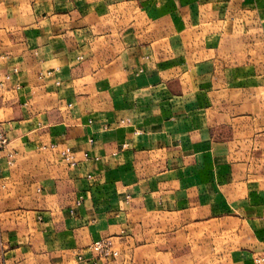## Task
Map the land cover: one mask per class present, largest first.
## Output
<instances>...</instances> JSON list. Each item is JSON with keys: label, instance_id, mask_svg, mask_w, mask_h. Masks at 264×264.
<instances>
[{"label": "crops", "instance_id": "crops-1", "mask_svg": "<svg viewBox=\"0 0 264 264\" xmlns=\"http://www.w3.org/2000/svg\"><path fill=\"white\" fill-rule=\"evenodd\" d=\"M183 23L244 37L264 0H0V264H106L94 241L122 251L162 216L262 220L264 157L230 137L251 117L220 121L169 78Z\"/></svg>", "mask_w": 264, "mask_h": 264}, {"label": "rangeland", "instance_id": "rangeland-1", "mask_svg": "<svg viewBox=\"0 0 264 264\" xmlns=\"http://www.w3.org/2000/svg\"><path fill=\"white\" fill-rule=\"evenodd\" d=\"M167 32L164 63L169 78L187 98L209 104L220 121L225 116L251 117L231 125L230 137L237 142L235 127L249 130L248 143L253 146L256 139L264 157V27L240 38H222L185 23ZM102 239L110 241L114 251L110 258L96 254L106 264H254L264 252V217L259 222L162 216L122 251L111 238Z\"/></svg>", "mask_w": 264, "mask_h": 264}, {"label": "built area", "instance_id": "built-area-1", "mask_svg": "<svg viewBox=\"0 0 264 264\" xmlns=\"http://www.w3.org/2000/svg\"><path fill=\"white\" fill-rule=\"evenodd\" d=\"M15 72H17V69H15ZM10 75H7L6 78L10 79ZM92 141V139H90ZM10 144V140L8 135L2 130L0 127V165L3 159H6V165L12 166L15 163V156L16 153L9 152L7 150L8 146ZM52 149H57L58 146L55 144H52ZM58 153L60 157L69 165V166H77L78 160L76 158V155L73 151V148L69 145H63L61 148H59ZM86 158H88V154H84ZM4 185L0 182V187H3ZM91 248L101 255V257H109L114 254V251L111 246V242L107 239H98L93 242L91 245ZM255 264H264V252L257 255L255 258Z\"/></svg>", "mask_w": 264, "mask_h": 264}]
</instances>
